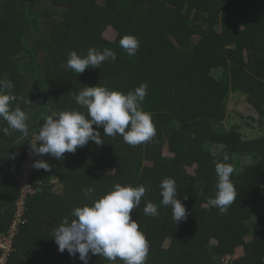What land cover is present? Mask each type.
Instances as JSON below:
<instances>
[{
  "label": "trees",
  "instance_id": "obj_1",
  "mask_svg": "<svg viewBox=\"0 0 264 264\" xmlns=\"http://www.w3.org/2000/svg\"><path fill=\"white\" fill-rule=\"evenodd\" d=\"M97 2L0 0V80L13 82L17 99L11 108L27 113L30 129L27 138L19 131H0V235L10 224L16 197L11 170H21L31 135L52 112L77 110L87 116V109L75 101L81 87L99 84L127 94L147 84L141 108L151 114L156 135L131 146L119 134L104 136L103 127L93 125L102 145L90 141L61 160L35 156L34 161H46L50 170L33 167V178L59 176L71 192L67 206L72 207L65 216L52 214L43 206L49 188L39 193L36 187L27 203L28 224L15 239L9 264H83L78 254L58 250L53 230L64 218L73 219L75 207L91 204L116 184L142 185L148 176L145 197L131 212L149 243L146 264H219L217 257L236 247H242L244 258L233 264H264V139L242 140L221 125L233 95L235 101L240 95L264 121V0H101L99 8ZM107 28L117 34L114 42L103 37ZM125 35L139 41L134 56L120 47ZM90 48L111 49L117 58L79 75L61 67L72 51L84 57ZM6 127L0 119V129ZM164 149L170 156L162 155ZM224 152L237 197L221 214L204 201L215 196V164L223 162ZM106 169L113 174H104ZM166 178L175 180L188 213L179 224L171 207L161 204L159 185ZM90 187L95 192L85 197ZM148 202L158 206L154 217L144 214ZM36 207L43 213L40 218L58 221L35 238ZM164 236L171 239L165 249ZM89 256L88 264H113L103 256Z\"/></svg>",
  "mask_w": 264,
  "mask_h": 264
},
{
  "label": "clouds",
  "instance_id": "obj_2",
  "mask_svg": "<svg viewBox=\"0 0 264 264\" xmlns=\"http://www.w3.org/2000/svg\"><path fill=\"white\" fill-rule=\"evenodd\" d=\"M119 44L129 56H134L139 49V41L131 35L123 36ZM116 58V53L111 49L105 48L101 52L90 48L84 57L72 51L66 65L61 67L79 75L86 69H97L109 59L114 62ZM13 87L11 80H0V119L8 125L0 131L5 135L19 131L27 138L30 134L27 113L19 106L11 108V102L17 99L11 92ZM146 95L147 84H141L127 94L109 90L99 84L81 87L75 94V101L87 109V116L77 110L52 112L44 119L33 142L29 143L31 153L35 156L50 155L56 160H61L66 152L75 153L78 147H84L90 141L102 145L103 141L97 130L100 126L103 127L104 136L115 137L119 134L124 142L131 146L151 141L156 135V128L151 114L141 108ZM222 159L223 162L215 164L218 177L216 192L214 198L208 199L207 204L224 214L235 201L237 192L230 179L233 168L227 163V152L223 153ZM33 167L50 170V165L42 159L35 160ZM159 187L161 204L171 207L172 218L179 224L187 218L188 213L178 198L175 180L166 178L161 181ZM94 192L95 189L90 187L84 190V195L89 197ZM145 194L146 188L143 185L133 187L116 184L112 191L91 204L75 207L71 212L73 219L64 218L53 230L52 239L58 245V250L61 253L67 250L70 256L78 254L83 264H88L89 253L103 256L113 264L118 259L122 264H146L149 243L140 230L139 223L131 217L132 210L140 205ZM143 211L145 215L154 217L158 214V206L148 202Z\"/></svg>",
  "mask_w": 264,
  "mask_h": 264
},
{
  "label": "built area",
  "instance_id": "obj_3",
  "mask_svg": "<svg viewBox=\"0 0 264 264\" xmlns=\"http://www.w3.org/2000/svg\"><path fill=\"white\" fill-rule=\"evenodd\" d=\"M36 134L31 135L29 143L33 142ZM27 144L23 155V163L20 171L11 170L12 179L16 190V197L13 203L10 224L3 234L0 235V264H9L10 257L14 252V242L20 230L28 224L26 216L27 203L35 195L36 187L39 185L33 178V162L35 155L31 153V146ZM226 261L220 260L219 264Z\"/></svg>",
  "mask_w": 264,
  "mask_h": 264
},
{
  "label": "rangeland",
  "instance_id": "obj_4",
  "mask_svg": "<svg viewBox=\"0 0 264 264\" xmlns=\"http://www.w3.org/2000/svg\"><path fill=\"white\" fill-rule=\"evenodd\" d=\"M175 5L177 7L181 6V4L179 2L175 3ZM96 6L98 8L101 7V0H98ZM222 21H225V19ZM49 27H51V25H49L47 27V29H50ZM103 37L110 42H114L117 38V34L115 33V31L111 30L110 28H107L103 33ZM40 61H41V59H40ZM235 97H236V95L235 96L233 95V99H235ZM238 97H237V99H238L237 101H235L236 99L235 100L232 99L229 102H227V108H228L227 110H228L229 116L233 117L232 123L236 124V130L237 131L241 130V132H239V135L242 137V139L254 140L257 138V136L253 133H256V132H254V130H255L254 127H256L255 126V124L257 123L256 121L259 120L258 115L256 114L255 110L251 106H249V105H247V103H244L241 101L242 98H240V95H238ZM235 116H236V118H235ZM259 124L258 125L260 126V128H259L260 132H264V124H262V123H259ZM215 127L219 128V125H216ZM229 130H231V129H229ZM259 136L262 137L264 135H259ZM162 155L163 156H170V153L168 152L167 149H164V151L162 152ZM244 161H245V159L241 160V162H244ZM184 170H185L184 172L192 173L193 169L192 168L191 169L185 168ZM113 172H114V170H112V169H106L103 173L111 175V174H113ZM148 178H149V176H148ZM148 178L143 179L142 185H144L148 182ZM40 186H41V184L39 183V185H37V187H40ZM262 195L264 196V192H262ZM209 198H212V197L209 196V197L205 198L206 200L204 201V206L208 205L207 201ZM261 208H262V205L259 207V209H261ZM248 240H250V235L245 237V241H248ZM170 242H171V239L168 236H164L161 247L164 249L168 248ZM209 242H210V244H213V245L216 244L215 240H213V239L209 240ZM243 256H244V251L242 250V247H236L232 251V253L227 254V255H222L220 258L221 259L223 258V261H226L225 264H233V262H235V260H237L240 263L241 260L244 258Z\"/></svg>",
  "mask_w": 264,
  "mask_h": 264
},
{
  "label": "crops",
  "instance_id": "obj_5",
  "mask_svg": "<svg viewBox=\"0 0 264 264\" xmlns=\"http://www.w3.org/2000/svg\"><path fill=\"white\" fill-rule=\"evenodd\" d=\"M235 118H236V116H235ZM258 119H259V117H258ZM232 121H233V117L229 116V113L227 110L226 117L221 124L223 129L222 128L221 129L224 130L226 133L235 132L236 134L239 135V132H241V130L237 131L236 130V124L232 123ZM256 122H257L255 124L256 127H254L255 128L254 132H256V133H253V134H255L257 136V138L254 140L264 139V136H262V137L259 136V135H264L263 134L264 132H260V129H259L260 128L259 123L264 124V122H262V120H257ZM229 129H231V130H229ZM241 139H242V137H241ZM247 140H249V139H247ZM49 158L50 157H48V155H45L43 157V159H49ZM38 182L41 184V186L38 187L39 193H41V191H43V189L46 192V188H49V192L46 193L43 197V199L45 201V204L43 206H48L49 209L52 210L51 213L54 215L58 214L61 216H65L67 214V210H69V208L72 207V205H70V207L67 206L68 205L67 204L68 195L71 194V192H69L68 190L65 191L66 189H64V184L62 182H60L59 176L51 175V177L48 178L47 181L45 179L40 178V180H38ZM42 195H43V193H42ZM55 205H57L58 209L55 208ZM57 210H59L60 213L57 212ZM34 212H35V210H34ZM35 213H36L35 221H34V224L32 225V228H33V231L36 228L37 232L35 230L32 237L36 238V237H39L45 229L50 231V228L51 227L53 228V226L57 224L58 218H52V217L47 218L45 216L40 218V216H42L43 213L39 207H36ZM30 234H31V232H30ZM34 241L36 242V240H34Z\"/></svg>",
  "mask_w": 264,
  "mask_h": 264
}]
</instances>
